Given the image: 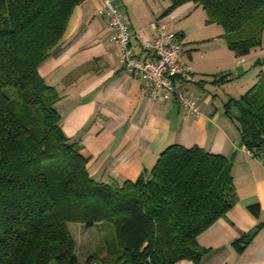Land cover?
I'll use <instances>...</instances> for the list:
<instances>
[{"label": "trees", "instance_id": "trees-1", "mask_svg": "<svg viewBox=\"0 0 264 264\" xmlns=\"http://www.w3.org/2000/svg\"><path fill=\"white\" fill-rule=\"evenodd\" d=\"M84 1L0 0V264H197L208 251L199 235L236 202L231 161L174 144L135 181L98 182L89 174L82 146L61 129L58 92L38 73ZM169 2L164 14L185 3L205 10L237 57L261 45L264 0ZM231 103L242 143L260 156L264 79ZM106 223L112 233L81 262L69 226Z\"/></svg>", "mask_w": 264, "mask_h": 264}, {"label": "crops", "instance_id": "crops-1", "mask_svg": "<svg viewBox=\"0 0 264 264\" xmlns=\"http://www.w3.org/2000/svg\"><path fill=\"white\" fill-rule=\"evenodd\" d=\"M110 1L123 13L134 52L142 58L149 56L142 41L153 36L151 22L158 20L178 34L183 45L181 60L197 78L186 87L201 114L185 116L172 100L149 101L146 83L124 71L117 48L108 39L106 17L97 13L103 0H85L74 8L62 45L38 68L44 82L59 94L54 107L61 129L80 143L88 158L87 171L98 182L135 181L174 144L224 155L232 164L236 202L199 235L198 243L208 251L197 264H264V163L241 141L237 108L232 103L227 108L230 99L244 94L231 81L233 71L238 73L250 60L234 56L231 50H202L225 35L221 26L206 22L200 6L185 3L164 14L169 0ZM196 13L197 25L192 29L181 25L183 21L192 25ZM209 26L218 28L216 35L207 30ZM255 61L259 63V58ZM253 204L257 205L255 213L248 208ZM71 227L76 247L84 249L78 251L83 262L99 251L95 242L104 240V227ZM176 264L195 263L180 260Z\"/></svg>", "mask_w": 264, "mask_h": 264}, {"label": "built area", "instance_id": "built-area-1", "mask_svg": "<svg viewBox=\"0 0 264 264\" xmlns=\"http://www.w3.org/2000/svg\"><path fill=\"white\" fill-rule=\"evenodd\" d=\"M97 13L106 17L108 39L115 44L124 71L139 76L146 83L149 101L159 104L172 100L185 116L198 117L201 113L197 101L186 87L197 79L196 73L181 60L183 45L178 34L154 20L151 22L153 36L142 41L149 56L142 58L134 52L123 13L110 0H103Z\"/></svg>", "mask_w": 264, "mask_h": 264}, {"label": "rangeland", "instance_id": "rangeland-1", "mask_svg": "<svg viewBox=\"0 0 264 264\" xmlns=\"http://www.w3.org/2000/svg\"><path fill=\"white\" fill-rule=\"evenodd\" d=\"M199 17V15H197V13L195 15H193V19H192V25H189L188 22H184L181 25L187 26L189 29H192L193 24L197 25V23L199 22V19L197 20V18ZM195 29V28H194ZM207 30L211 33H214L213 35H216L215 32L216 30H218L217 27H207ZM215 40V41H214ZM231 50L227 43H226V39L224 36H219L216 39H213L212 43H210V45H206L205 48H202V50ZM231 52H233V55L235 56L234 51L231 50ZM249 54V55H248ZM244 55L245 58H248V60L246 63H244L240 68H239V72L237 73L236 70L233 71V75H232V83H234V85L237 86H241L243 89L242 93H245L250 87H252V85H254L258 78L261 77L262 79H264V30L261 33V45L255 48H252L250 50V52ZM223 57V56H221ZM251 58H253V61H251ZM259 58V63L256 62L255 60ZM236 61V59H235ZM76 224H71L70 226H75ZM106 229H103L101 233L106 234V232H108V234L112 233V226L108 223L105 224ZM71 227V228H72ZM74 234L77 235L78 238V244H81L82 242L80 241V237H78L77 231L76 229H73ZM95 230H92V233H94ZM77 241V240H76ZM80 241V242H79ZM94 242V241H93ZM104 241H96L95 244L98 247L97 249H100L101 247H103L104 245ZM78 249V250H77ZM76 251L78 252H84V249L81 247V245L76 248ZM78 252V253H79Z\"/></svg>", "mask_w": 264, "mask_h": 264}, {"label": "water", "instance_id": "water-1", "mask_svg": "<svg viewBox=\"0 0 264 264\" xmlns=\"http://www.w3.org/2000/svg\"><path fill=\"white\" fill-rule=\"evenodd\" d=\"M259 157L264 161V153H261Z\"/></svg>", "mask_w": 264, "mask_h": 264}]
</instances>
